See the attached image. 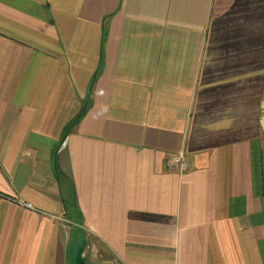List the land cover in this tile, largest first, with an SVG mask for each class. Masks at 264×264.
Instances as JSON below:
<instances>
[{
	"label": "crops",
	"instance_id": "0c3cea01",
	"mask_svg": "<svg viewBox=\"0 0 264 264\" xmlns=\"http://www.w3.org/2000/svg\"><path fill=\"white\" fill-rule=\"evenodd\" d=\"M263 99L264 0H0V264H264Z\"/></svg>",
	"mask_w": 264,
	"mask_h": 264
},
{
	"label": "trees",
	"instance_id": "16d2710c",
	"mask_svg": "<svg viewBox=\"0 0 264 264\" xmlns=\"http://www.w3.org/2000/svg\"><path fill=\"white\" fill-rule=\"evenodd\" d=\"M96 76V75H95ZM90 104V97L84 100L82 107L80 108L77 115L66 125L63 130V139L67 136L70 132L72 127L82 118L85 114L86 110L88 109ZM55 178L57 179L59 190H60V199L63 206V213L67 219L70 221H74L77 223H81L82 220V213L77 204L76 200V189L74 182L71 178V175L67 173V171L62 168L57 162L55 163ZM76 223V224H77ZM70 243V242H69ZM82 243H84V239L81 241V244L78 245V252H80ZM70 247V246H69ZM84 260V259H83ZM78 257V262L83 261ZM85 263V261H83ZM82 262V264H83Z\"/></svg>",
	"mask_w": 264,
	"mask_h": 264
},
{
	"label": "rangeland",
	"instance_id": "374dc122",
	"mask_svg": "<svg viewBox=\"0 0 264 264\" xmlns=\"http://www.w3.org/2000/svg\"><path fill=\"white\" fill-rule=\"evenodd\" d=\"M94 242V248L89 249L88 257L85 255L87 262L89 264H119L118 260L107 251L99 242L92 240ZM69 249V246H68ZM86 254V251H85ZM74 256L75 254L71 255V250L67 252V257ZM71 259V258H70ZM71 261V260H70Z\"/></svg>",
	"mask_w": 264,
	"mask_h": 264
},
{
	"label": "built area",
	"instance_id": "2783aa9c",
	"mask_svg": "<svg viewBox=\"0 0 264 264\" xmlns=\"http://www.w3.org/2000/svg\"><path fill=\"white\" fill-rule=\"evenodd\" d=\"M168 161L169 163L180 165L183 170L187 169L188 167V160L184 153L181 151L169 155ZM27 206L31 207L30 204H27Z\"/></svg>",
	"mask_w": 264,
	"mask_h": 264
},
{
	"label": "water",
	"instance_id": "95a60500",
	"mask_svg": "<svg viewBox=\"0 0 264 264\" xmlns=\"http://www.w3.org/2000/svg\"><path fill=\"white\" fill-rule=\"evenodd\" d=\"M261 109H262L261 126L264 132V99L262 100V103H261Z\"/></svg>",
	"mask_w": 264,
	"mask_h": 264
}]
</instances>
